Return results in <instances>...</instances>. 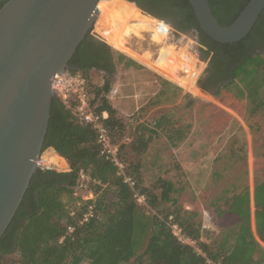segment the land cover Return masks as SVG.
<instances>
[{"label":"trees","instance_id":"obj_1","mask_svg":"<svg viewBox=\"0 0 264 264\" xmlns=\"http://www.w3.org/2000/svg\"><path fill=\"white\" fill-rule=\"evenodd\" d=\"M7 1H1L0 8ZM127 1L134 2L152 17L165 21L174 30L191 32L199 38L200 44L207 48L201 58L211 56L212 63L216 61L218 65L226 66L229 74L225 80L242 83L243 88L236 96L252 100V115L264 105L260 92L262 80H259L264 73V54L251 52L249 49L253 35L258 30H263L264 11L246 38L235 43H222L203 31L189 0ZM209 1L213 7V1ZM248 1L239 0L237 10L226 20L217 16L220 24H230ZM116 11L117 15L130 18L127 25L133 19L125 34H119L118 48L132 54V50L126 45L127 37L132 34L141 35L144 31L150 32L153 22L147 16L141 18L136 14L130 17L127 11L112 7V12ZM214 13L217 15L215 10ZM98 23L95 31L108 43L109 37L106 33L103 34ZM104 40L90 31L68 64L76 66V71L87 77L94 113L100 117L103 112L107 113V117L101 121L119 151L126 146L124 143L120 144L126 126L109 101L111 82L106 80L102 85H96L90 78L94 66L106 68L108 64L101 65L97 60L89 64L79 61L84 46H87L89 54L94 58L100 57L103 50H110L111 69L113 47ZM136 54L137 56L132 55L146 63L151 56L149 53ZM124 58L125 55L121 54L120 59ZM208 71L210 68L205 69L199 82L203 90H208V80L212 79H205ZM216 78L221 80L218 75ZM180 81L183 85L186 82ZM235 87L239 88L237 84ZM261 115L264 116V112ZM165 121L158 119L155 128L170 130L165 126ZM146 131L153 132L154 129L142 125L137 127L129 142L130 150L137 160L127 162L121 158L124 168L120 170L101 153L96 129L91 124L78 122L69 107L59 98L53 99L43 151L53 148L65 159L68 169H37L34 173L19 208L0 239V264H7L3 257L10 254H15L21 264H123L132 259L139 260L140 264H208L207 259L221 264H264V248L259 247L258 256H253L258 243L247 217L233 245L229 246L226 239L219 238L205 243L200 240L201 218L196 213H188L178 198L173 196V181L159 177L153 186L146 184L141 159L150 147V137ZM53 132L56 136L51 138ZM177 133L181 135L180 130ZM167 136H170V132ZM82 171L91 178L88 182V191L94 195L91 200L75 195V186ZM126 178H130L133 185ZM257 183L258 179L255 185V203L258 208H264V200L258 196ZM260 183L264 185V182ZM155 189L159 191L156 192ZM138 196H143L146 205L155 212L147 213ZM92 203L94 217L88 222L79 223ZM164 203H168V207L165 208ZM256 219L257 232L261 233L264 214L258 211ZM172 223L178 224L187 237L197 240L202 253L179 242L172 232ZM69 227H73V230L69 231Z\"/></svg>","mask_w":264,"mask_h":264},{"label":"water","instance_id":"obj_2","mask_svg":"<svg viewBox=\"0 0 264 264\" xmlns=\"http://www.w3.org/2000/svg\"><path fill=\"white\" fill-rule=\"evenodd\" d=\"M102 0H8L0 8V239L19 208L43 152L56 73L68 64L100 14ZM216 41L246 38L264 11L249 0L221 25L209 0H189ZM101 38V37H100Z\"/></svg>","mask_w":264,"mask_h":264},{"label":"rangeland","instance_id":"obj_3","mask_svg":"<svg viewBox=\"0 0 264 264\" xmlns=\"http://www.w3.org/2000/svg\"><path fill=\"white\" fill-rule=\"evenodd\" d=\"M131 3L136 6L134 2ZM139 10L140 11L137 12L141 18L147 16V18L153 22V19L149 18L152 17L151 15L147 14L140 8ZM129 19L130 18L119 16L117 13H112L110 0L109 3H106L102 7L98 18L92 27L91 34L101 37V39L104 40V38L95 31V27L99 20L98 24L103 34L106 33L108 37H110V39H108L109 44L105 40L104 41L108 45H112L118 49L120 43L119 34H125L129 29V22L133 20L131 18L132 20H130L127 25L126 23ZM127 42L128 47L132 50V54L135 56H137L136 53L142 54L148 52L153 58H156L161 48V46L152 41L151 33L149 31H144L138 36L132 34L127 37ZM166 50L167 49L163 51ZM193 50H195V45H193ZM120 51L124 53L126 59L135 58L127 50ZM150 58L151 56L149 59ZM149 59L148 66L140 64L139 67H133L125 64L122 65L121 63V65L118 64L115 73L110 77L111 89H115L116 93L114 94L110 92L108 94L109 101L117 109V115L124 121L126 126L120 142V144L124 143L126 146L118 151L120 159H125L127 162L137 160L136 155L131 152L129 147V142L132 140L133 135H135L137 127L142 125L154 129L153 132L146 131V134L150 137V147L141 158L144 164L142 171L148 186H153L156 179L159 177L175 181L178 187L185 184V175H182L183 170L180 164L183 159L180 158L181 160H178V157L171 158L172 146L170 145L171 142L167 139L170 130H156L155 124L158 119H161L162 121L167 120L164 124L167 129H171L172 122L178 121L179 123H182L179 126L181 134H183V132L185 133L186 107L191 104L190 99H192V97L198 98V101L200 100L199 103H195L196 107L204 106L209 108L203 118H205L206 122H213L214 120L217 124H215L216 129L226 121L228 123L235 121L234 123L239 125L240 120L238 118H234L229 114H227L229 116L226 117L225 110L219 106L220 104L234 105V107H236L235 110L239 112L240 118H242L248 126L253 127L251 131L254 138L259 141V146L257 145L258 152L261 154V151H264V116L261 115V113L264 112V105H261L258 108L257 113L252 115L251 111L254 107L252 100L246 97L238 98L236 96L243 88L242 83L236 81V84L240 89L225 84L221 87L217 96L211 97L210 94L204 93L203 89H198L195 86L187 84V81L184 83L186 88H183L176 82L160 77L154 70V66ZM143 63L145 62L143 61ZM145 64L147 65V63ZM90 78L96 85H102L107 80V76L99 71L90 72ZM259 80H262L260 92L264 99V73ZM221 111H224L223 113L225 115H223ZM202 115L203 114H201V116ZM203 118H200V120L203 121ZM180 138L184 137H179V139ZM51 151L53 152V149L48 148L42 153H45L46 155L47 152ZM58 162L59 163H56L54 166L55 170L64 171L63 169L66 167V164L64 162L62 163L60 160ZM174 164H177V167H175ZM165 169L167 170L165 171ZM155 190L156 192L159 191V189ZM257 190L258 196L264 200V185L259 182V179ZM89 192L90 191L85 188L79 191L78 195L81 197L88 196ZM174 196L178 197L181 201L179 203L182 206L183 204L185 205L186 192H184L183 195L177 193L174 194ZM141 206L147 213L154 211L147 206L145 202H141ZM164 207H168V203H164ZM3 260L7 262V264H21V261L15 254L6 255L3 257ZM123 264H140V261L132 259L130 262Z\"/></svg>","mask_w":264,"mask_h":264},{"label":"crops","instance_id":"obj_4","mask_svg":"<svg viewBox=\"0 0 264 264\" xmlns=\"http://www.w3.org/2000/svg\"><path fill=\"white\" fill-rule=\"evenodd\" d=\"M121 54L124 53L113 47L111 69L109 62L107 70L92 69L91 72L99 71L105 74L110 83V77L115 73L118 64L133 67H139L140 64L148 66L146 62L143 63L137 58L121 60ZM157 74L163 77L158 72ZM228 85L235 87L236 83L232 82ZM197 99L192 97L191 104L186 107L185 133L179 136L177 131L180 130L179 126L182 123L176 121L172 122L170 136H167L172 146L171 158L183 159L180 164L182 175H185V184L181 187L172 180L175 187L172 194L183 195L186 192L183 207L188 213H196L201 218L200 239L205 243L219 238L226 239L229 246L233 245L247 217L252 234L258 243L253 254L256 258L258 248H264V222L261 233L257 232L256 222V213L259 211L264 214V208H258L255 203L256 181L259 179V182H264V151H261V154L258 152L259 141L254 138L250 127L240 118L234 105L219 106L225 110L226 115L224 111L221 112L226 117L230 115L238 118L239 125L234 123L235 121L229 123L226 121L216 129L214 120L206 122L203 118L209 108L196 107L195 103L200 102ZM200 118H203V121ZM156 130L162 129L156 128ZM179 137L184 138L179 139ZM65 164L63 170L68 169L66 161ZM174 166L177 167V164Z\"/></svg>","mask_w":264,"mask_h":264},{"label":"built area","instance_id":"obj_5","mask_svg":"<svg viewBox=\"0 0 264 264\" xmlns=\"http://www.w3.org/2000/svg\"><path fill=\"white\" fill-rule=\"evenodd\" d=\"M153 19L151 25L152 29H150L151 39L157 45L161 46L156 58H153L151 55L149 59L154 66V70L161 76L176 82L183 88L186 87L180 80L187 81V84L200 89L199 82L205 72L206 61L201 58L196 41L197 37L191 32L176 31L163 20L158 18ZM127 44L128 42H126V45ZM193 45H195V50H193ZM162 48L167 50L162 52ZM142 54L144 55L145 53ZM52 89L56 97L72 110L78 122L91 124L93 128L96 129L97 140L101 145V153L116 164L120 170H123L124 165L118 155V146L112 143L108 130L101 121L103 118L107 117V113L103 112L102 117L94 113L87 77L76 70H66L56 73L52 80ZM111 93L115 94L116 90H112ZM53 152L57 154L54 149ZM55 165L56 163L49 162L45 153H42L36 160L37 169L44 171L55 170ZM90 180L91 178L89 175L83 171L80 172L77 185L75 186V195L79 196V191L85 188L88 189V182ZM126 181H129L130 184L133 185L130 178H126ZM82 198L84 200H91L94 198V195L92 192H89L88 196H82ZM138 200L140 203L144 202V197L138 196ZM72 214H74V212H72ZM94 215L95 211L92 203L80 218L79 223L88 222ZM170 226L174 236L179 242L188 244L192 246L196 252L202 253L197 240L187 237L178 224L172 223ZM72 230L73 227H69V231ZM207 263L221 264L211 259H207Z\"/></svg>","mask_w":264,"mask_h":264},{"label":"flooded vegetation","instance_id":"obj_6","mask_svg":"<svg viewBox=\"0 0 264 264\" xmlns=\"http://www.w3.org/2000/svg\"><path fill=\"white\" fill-rule=\"evenodd\" d=\"M1 1L3 0H0V2ZM212 1L214 4L213 9L216 11V14H217L216 16H218L222 20H226L230 18L239 6V0H212ZM111 5L112 7H118L121 11H127V15H129L130 17L135 16L136 14H138L137 11H140L139 8H137L136 6H134V4H132L131 2L127 0H111ZM112 13H118V11L112 12ZM149 18L153 19V17H149ZM263 22H264V19H263ZM263 32H264V27H263V30L260 29L253 35L251 43L249 44V49L251 52H256V53L262 52L264 54V33ZM196 41H197V46L200 50V54H202L203 51L207 50V48L203 46L202 44H200L199 38H197ZM99 55L100 57L99 56L96 58L92 57V55L89 54V50L87 46H84L79 56V61L81 63L89 64L91 61L97 60V62H99L101 65H105L106 63L108 64L110 62V50H103V52H101ZM205 61H206V68H210V71H208L205 75V79L206 80H208L209 78H212V79L208 80V90H204V91L209 93L211 96H217L218 93L220 92L221 87L227 83H230L231 80L230 81L225 80L229 72L227 71L225 65L223 64L218 65L216 61L212 63L211 56L207 57ZM72 67L76 68V66L74 65ZM92 69L99 70V69H106V68L105 67L100 68V67L94 66ZM217 75L220 77L221 79L220 81H218V79L216 78ZM55 136H56V133L53 132L51 134V138Z\"/></svg>","mask_w":264,"mask_h":264},{"label":"bare ground","instance_id":"obj_7","mask_svg":"<svg viewBox=\"0 0 264 264\" xmlns=\"http://www.w3.org/2000/svg\"><path fill=\"white\" fill-rule=\"evenodd\" d=\"M108 0H102L100 1V3L98 4V7H99V10L101 12L102 10V7L107 3ZM46 158L49 160V162H52V163H59L58 161H62V163L64 162L65 163V160L59 156L58 154H55L54 152H47L46 154Z\"/></svg>","mask_w":264,"mask_h":264}]
</instances>
